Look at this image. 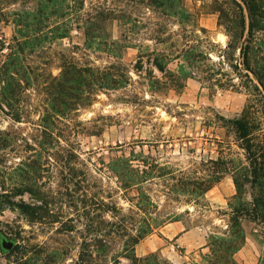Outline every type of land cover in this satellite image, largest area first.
I'll return each mask as SVG.
<instances>
[{
  "label": "rangeland",
  "instance_id": "374dc122",
  "mask_svg": "<svg viewBox=\"0 0 264 264\" xmlns=\"http://www.w3.org/2000/svg\"><path fill=\"white\" fill-rule=\"evenodd\" d=\"M79 2L84 11L93 8L103 12V18H111L101 24L100 40L115 44L87 49L83 32L73 21L67 38L44 43L29 57L33 74L58 75L61 54H66L81 64L113 65V73L125 75L126 83L98 92L91 105L60 119L54 130L59 144L49 140L44 146L38 144L46 99L40 77V83L27 91L21 122L0 108V264H16L36 246L56 251V264H74L84 240L93 244L100 234L112 255L128 241V234L146 223L161 227L135 248L137 257L155 254L159 264H200L208 252L209 235L227 229L236 187L231 174L207 193H200L197 183L216 175L221 169L207 163L225 159L227 153L247 165L227 121L240 117L252 104L258 131L264 135V31L258 33L256 54L250 58L261 85L258 80L251 83L238 63V40L232 37L238 33L240 11L234 0H183L189 14L185 18L177 16L176 7H161L155 0ZM26 11L34 15L35 32L53 34L56 28L67 27L68 17L51 16L44 0H0V47L3 40L12 39L16 16ZM227 27L233 32L229 34ZM199 52L207 53L211 62L192 58ZM4 54L0 52V62ZM155 61L162 63L163 72ZM220 61L233 88L211 89L199 75L187 77L201 64ZM173 80L185 87L172 88ZM4 132L15 142L5 146ZM119 158L127 163L122 166L127 175L135 174L132 167L137 173L144 169L149 173L147 181L124 186L113 171ZM37 168L36 183L48 195L46 204L36 202L28 192L20 193L33 183L26 181L24 170ZM23 203L43 208L42 218L26 215ZM175 221L189 230L200 229L204 246L189 253L176 246L167 253L172 243L163 242L165 252L155 249L161 228ZM244 227L246 244L236 259L240 264H259L264 258L262 227L253 222H244ZM3 241L13 242V248L5 251ZM36 259V264L48 262Z\"/></svg>",
  "mask_w": 264,
  "mask_h": 264
},
{
  "label": "trees",
  "instance_id": "16d2710c",
  "mask_svg": "<svg viewBox=\"0 0 264 264\" xmlns=\"http://www.w3.org/2000/svg\"><path fill=\"white\" fill-rule=\"evenodd\" d=\"M47 7L51 8V16L68 17L65 29L56 28L55 32L49 31L46 34L41 30L34 28L35 21L32 12L20 13L13 21L15 26L13 37L10 41L3 40L0 52H5L4 60L0 62V108L15 122H21L26 114L25 98L27 91L34 87V84L40 83L39 77L43 80V90L45 94V105L43 107V115L40 119V140L39 146H44L49 140L51 143L60 142V137L54 130L57 122L71 115L78 107L89 106L92 104L94 97L98 92L106 89H117L124 86L125 75H117L113 73L115 67H97L90 64H81L72 55L61 54L59 74L54 75L50 71L48 75L36 76L33 74L29 57L33 56L36 49L44 43L52 44L68 37L71 32L69 26L73 21L78 28L82 30L87 49L94 48L95 45H114V41L102 42L101 24L105 20L104 13L92 8L93 11H84L83 2L79 0H44ZM161 7H176V14L180 18L189 16L188 12L183 9V0H155ZM234 0L235 5L240 11L238 23L235 28L238 33L233 39L238 40L239 49V65L245 71L244 76L252 83L258 80L262 85L258 73L253 69L251 60L256 54L258 33L264 31V0ZM174 2V4H173ZM43 10V9H41ZM221 13V11H219ZM108 13V12H107ZM77 14V15H75ZM109 15V14H107ZM75 16H77L75 18ZM65 24V22L63 23ZM58 26V25H57ZM219 26V24H218ZM62 29V30H60ZM205 32V29H202ZM226 31L232 33L231 28ZM35 32V33H34ZM52 34V35H51ZM228 34V35H229ZM232 36V35H231ZM232 45L229 44L228 48ZM202 61L211 62V58L207 53L199 52L192 56ZM251 58V60H250ZM196 62V61H195ZM155 66L164 71L161 62L155 61ZM231 70L235 66H230ZM195 71L187 77H202L208 80L211 89H226L234 87L229 78V72L225 70L223 63L217 64H201L194 68ZM181 72L183 69L181 68ZM182 74V73H181ZM201 75V76H200ZM228 77V78H227ZM227 81H224V79ZM172 88L181 90L185 87L181 81L173 80ZM254 106L247 105L240 117L228 120L236 135L239 147L244 151L247 165L239 164L234 161L230 153L227 158L219 157L216 161H209L207 165H214L221 169L216 171V175L210 179H201L197 190L200 193H207L216 184H218L226 174H231L236 187V194L229 202L230 219L227 229L210 234L206 249L208 252L202 255L200 264H240L237 259V253L246 244V231L244 222H253L262 227V235L264 238V135L258 130L257 118L255 116ZM224 120V119H223ZM5 138L3 143L7 146L11 142H15L14 138H10L7 132H4ZM35 140H37L35 138ZM119 164L116 163L113 171L117 174V178L124 186L135 187L147 181L146 177L149 173L144 169L138 171L131 169L134 175H127L125 167L127 165L124 159L119 158ZM121 163V164H120ZM40 169L24 170L26 181L33 182L31 185H25V191L31 194L32 199L41 204L47 203L48 195L44 194L36 182L39 179ZM151 175V173H150ZM33 176L35 178H31ZM31 186V187H30ZM249 187L250 193H246ZM22 209L26 215L31 218L41 219V207L31 204H22ZM39 214L38 216H36ZM145 223V222H144ZM161 225L146 223L145 226L139 228L135 234H128V241L124 243L119 251L110 254L111 247L105 239V235L100 234L94 243L83 242L78 259L74 264H123L122 259H126L128 264H159L158 257L155 254L140 258L135 253V248L150 234H153ZM73 232V230H68ZM93 247V248H92ZM38 248V249H37ZM36 251H26L23 258L19 259L16 264H36L39 259H47V264H56L57 252L47 251L38 246L33 248ZM35 257H27L29 254ZM259 264H264L262 258Z\"/></svg>",
  "mask_w": 264,
  "mask_h": 264
},
{
  "label": "crops",
  "instance_id": "0c3cea01",
  "mask_svg": "<svg viewBox=\"0 0 264 264\" xmlns=\"http://www.w3.org/2000/svg\"><path fill=\"white\" fill-rule=\"evenodd\" d=\"M157 236L158 240L155 241L157 244L155 249L158 248L167 253L171 248H175L176 246L182 248L185 253H189L202 248L205 244V238L200 229L189 230L179 221H175L162 227ZM163 242L172 244H170L171 246L164 251L161 247ZM139 246L140 244L138 247Z\"/></svg>",
  "mask_w": 264,
  "mask_h": 264
},
{
  "label": "water",
  "instance_id": "95a60500",
  "mask_svg": "<svg viewBox=\"0 0 264 264\" xmlns=\"http://www.w3.org/2000/svg\"><path fill=\"white\" fill-rule=\"evenodd\" d=\"M14 246L13 242H7V241H3L2 247L5 251H10Z\"/></svg>",
  "mask_w": 264,
  "mask_h": 264
}]
</instances>
